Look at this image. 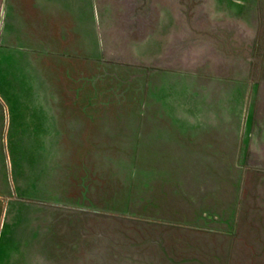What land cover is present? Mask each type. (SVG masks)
<instances>
[{"label": "rangeland", "instance_id": "374dc122", "mask_svg": "<svg viewBox=\"0 0 264 264\" xmlns=\"http://www.w3.org/2000/svg\"><path fill=\"white\" fill-rule=\"evenodd\" d=\"M110 1L120 16L102 18L98 0H90L93 15L77 37L59 21L55 0H36L26 25H8L0 15V264H134L142 240H161L168 250L172 237L201 238L187 223L208 222V215L195 221L173 212L174 202L189 206L192 199L172 184L170 197L142 187L144 173L159 174L160 164L141 161L137 145L124 136L123 118L144 112L151 36L165 27L164 13L171 14L175 65L264 71V0ZM69 38L77 43L71 46ZM251 76L263 80L264 73ZM82 103L115 111L98 113L107 116L98 120L107 136H80L70 106L85 116ZM143 117L136 116L137 124ZM260 180L239 192L242 219L211 216L242 228L226 236L243 247L238 264L264 262L247 260L249 244L263 247L251 254L264 253ZM149 263L169 264L162 258Z\"/></svg>", "mask_w": 264, "mask_h": 264}, {"label": "crops", "instance_id": "0c3cea01", "mask_svg": "<svg viewBox=\"0 0 264 264\" xmlns=\"http://www.w3.org/2000/svg\"><path fill=\"white\" fill-rule=\"evenodd\" d=\"M35 1L0 0L2 21L13 26L26 25V12L34 9ZM55 1L59 21L73 32L72 35L77 37L78 31H87L93 15L90 0ZM98 2L103 11L100 13L102 18L119 13L113 12L110 0ZM170 15L169 12L164 13L167 19L165 27H158L151 36L149 61L152 70L147 81V103L144 112H129L133 115L123 118L127 124L124 129L128 130L124 136L131 141L129 145H137V156L141 154L142 162L160 164L156 168L159 174L151 173L150 168L144 173L146 182L142 187L148 190L155 188L158 195L170 197L167 187L172 184L175 192L180 191L181 195L192 199L189 206H181L183 200L170 205L174 213L191 215L195 221L202 215L209 218L202 224L197 221L187 223L190 229L202 232L201 238L193 235L172 237L167 243L168 250L163 248L161 240H142L135 251L138 254L136 260L131 262L151 264L149 261L162 258L169 264H238L244 258L240 254L243 247L227 240L226 236L241 233L242 228L240 230V225L216 223L211 216H228L236 222L238 218L242 219L245 211L238 207L242 198L239 192L247 182L260 185V179L264 177V78L253 80L251 76L264 73L263 67L242 66L236 69L233 64L212 63L189 66L183 60L175 65L170 45L173 41ZM68 41L72 46L77 43V38H69ZM72 105V119H79L80 136L88 140L107 136L104 131L100 132L99 124L107 116H99L98 113L115 111H108L106 106L82 103L83 116L75 114L79 113V108ZM138 114L144 115L142 124L136 122ZM91 124L92 128H89ZM127 161H130L129 157ZM60 233L65 236L70 231ZM151 248L153 250L149 252ZM262 249L249 244L247 260H264L262 252L251 254L252 250Z\"/></svg>", "mask_w": 264, "mask_h": 264}]
</instances>
